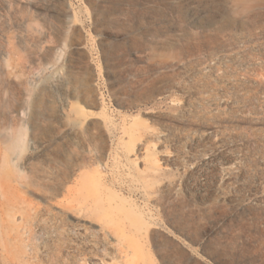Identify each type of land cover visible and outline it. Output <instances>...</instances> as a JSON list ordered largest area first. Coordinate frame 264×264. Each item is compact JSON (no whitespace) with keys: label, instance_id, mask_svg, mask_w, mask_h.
Segmentation results:
<instances>
[{"label":"rangeland","instance_id":"1","mask_svg":"<svg viewBox=\"0 0 264 264\" xmlns=\"http://www.w3.org/2000/svg\"><path fill=\"white\" fill-rule=\"evenodd\" d=\"M0 264H264V0H0Z\"/></svg>","mask_w":264,"mask_h":264}]
</instances>
